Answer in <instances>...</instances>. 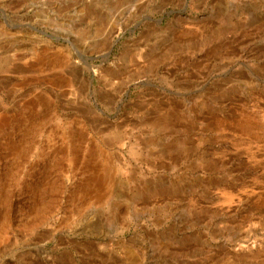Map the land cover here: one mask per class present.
Instances as JSON below:
<instances>
[{
    "label": "rangeland",
    "instance_id": "374dc122",
    "mask_svg": "<svg viewBox=\"0 0 264 264\" xmlns=\"http://www.w3.org/2000/svg\"><path fill=\"white\" fill-rule=\"evenodd\" d=\"M0 264H264V0H0Z\"/></svg>",
    "mask_w": 264,
    "mask_h": 264
},
{
    "label": "bare ground",
    "instance_id": "6f19581e",
    "mask_svg": "<svg viewBox=\"0 0 264 264\" xmlns=\"http://www.w3.org/2000/svg\"><path fill=\"white\" fill-rule=\"evenodd\" d=\"M89 64V63H88ZM89 66V69L91 68V66L90 65H88ZM91 70H93L95 73H97L98 71L97 70H95V69H92L91 68ZM162 122V121H161ZM153 123V122H152ZM161 124V123H160Z\"/></svg>",
    "mask_w": 264,
    "mask_h": 264
}]
</instances>
